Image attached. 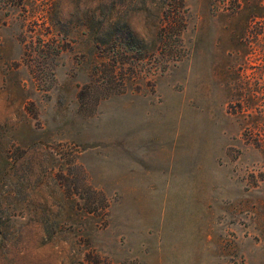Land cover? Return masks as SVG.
Wrapping results in <instances>:
<instances>
[{"label": "rangeland", "instance_id": "rangeland-1", "mask_svg": "<svg viewBox=\"0 0 264 264\" xmlns=\"http://www.w3.org/2000/svg\"><path fill=\"white\" fill-rule=\"evenodd\" d=\"M156 1L0 0V264H264V0Z\"/></svg>", "mask_w": 264, "mask_h": 264}, {"label": "trees", "instance_id": "trees-1", "mask_svg": "<svg viewBox=\"0 0 264 264\" xmlns=\"http://www.w3.org/2000/svg\"><path fill=\"white\" fill-rule=\"evenodd\" d=\"M171 1L173 2L169 3V0H157L154 5V9L157 12L154 25H156L157 31H163L165 34L169 32V29L181 30L186 25L183 16V11L185 10L184 0Z\"/></svg>", "mask_w": 264, "mask_h": 264}]
</instances>
